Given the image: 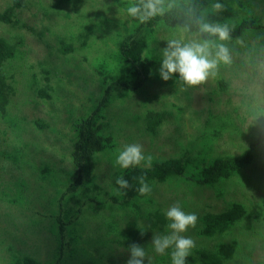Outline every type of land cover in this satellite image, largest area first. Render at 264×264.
Instances as JSON below:
<instances>
[{"label":"rangeland","instance_id":"1","mask_svg":"<svg viewBox=\"0 0 264 264\" xmlns=\"http://www.w3.org/2000/svg\"><path fill=\"white\" fill-rule=\"evenodd\" d=\"M6 1L0 0V9ZM56 1L26 0V4L20 9L19 14L26 27L17 28L0 23V35L9 39L12 34L15 35L14 38L21 41L19 49H23L25 60L35 65L36 69L39 62L45 69H51L52 71L48 72V77L51 80L55 81L54 71L57 73L60 70L64 74L72 73L76 83L73 81V85L67 87L62 83L60 85L55 83L54 97L63 99L62 102L56 99L55 103L52 102L53 99L44 100L35 94L31 87L20 89L19 86L18 95L12 100L13 106H11L10 116L17 115V119L19 123L22 122L25 131L19 134L18 129H14L15 132H13L10 130L12 122H6L0 118V151L8 152L14 147L16 149L20 139L19 135H22L23 141L25 140L31 151L34 152L35 161L40 159L47 161L50 166L55 165L53 170L59 162L58 168L60 169L58 170L61 171L64 167L67 168L68 163L73 165L69 161L71 158L70 152L73 149L72 144L70 145L74 135L71 133L73 119L88 115L96 108L95 103L101 97L102 85L98 84L100 89H96L95 80L99 78L90 64L94 61L92 55L99 52L100 57L112 59L108 56L109 54H115L117 35L123 33V31H121V24L113 22L120 19V17L122 18V10L105 8V3L110 0H86L84 5L76 8L66 4L62 5L61 10L58 9V12L53 13L51 6ZM81 3L82 0H79V4ZM90 3H92L91 9H89ZM45 6L49 7L44 9ZM115 7L112 5V8ZM102 11L113 14L105 15V19H103L99 14ZM64 12H67L68 15ZM127 18V25H135L133 18L128 16ZM106 19L110 20L105 21ZM82 30L92 31L87 38L85 47L81 45V40L78 38L79 32ZM181 35L184 34L173 33L168 26L162 24L148 40L149 55L160 59L159 52L166 47V41ZM258 36L264 39V34ZM258 36H249L246 40L236 39L235 41L225 42L231 51L232 63L226 65V70H221L217 74L218 76L221 74L222 77L228 80L229 88L217 96L212 92L213 87L217 86L216 75L210 77L203 85L188 88L182 81H178V78L175 79L178 82L170 84L162 80L159 73L157 75L150 73L148 78L146 76L143 79L140 76L139 81L136 80L140 83L136 88L131 89L124 85L119 87L115 101L101 109L106 118L102 117L99 120L101 131L104 134L112 133L117 140L116 147L98 152L95 155L96 163H94L92 169L98 176L96 182L99 189L96 193L100 199L108 198L109 193H112L114 178L121 168L116 164L118 150L126 144H141L145 155H149L150 152L152 155L165 156L177 152L179 150L177 144L180 141L182 148L187 145L190 146L189 149H192L193 146L194 151L192 150V153L198 156H208L209 159V155L211 158L213 156H224L226 153L235 155L249 141L256 138L251 125L261 118V115L264 116V42L261 43L260 41L259 43ZM71 38H74L72 41L74 50L61 52V41L69 43ZM188 38L197 37L196 34H191ZM257 42L259 43L258 47L248 48L247 45H254ZM83 54L87 56V61L83 59L85 58ZM100 62L103 61L100 60ZM22 75L18 72L15 74L16 77ZM175 75L177 74H174L171 79L175 78ZM39 79L38 76L36 80L39 81ZM158 101H162L170 107L171 103H177L182 105V109L179 115H176V109H173L175 113L173 118L167 116L159 125L154 127L153 131L149 130L151 134L149 138L147 135L144 136L147 121L145 119V104L147 106H150V104L156 105ZM51 102L52 104H50ZM51 108L56 113L54 117H52ZM35 118L44 119L50 126L54 123V126L59 127L62 131L64 130V135H59L49 127L38 128L33 123ZM229 119L235 126H238V133L231 132V126L228 125L227 131L230 134L222 132L218 135L216 131L220 129L222 123H228ZM107 122H110V124L106 125ZM252 133L255 134L254 137H252L253 135L250 136ZM241 136L249 137V139H244ZM56 137L61 138L56 141ZM169 143L171 144L168 145ZM196 146H198V149H196ZM105 153H112V159H109V156ZM28 154L20 158V162L25 167L22 171L23 176L27 177L25 179H22L19 173H16L15 178H12L16 165H13L8 158L0 155V184L12 181L13 187L16 188L15 183H17L16 191H14V193L16 192V204L5 203V197H1L5 193L0 189V206L3 202L1 206L3 212L0 213V219L3 220L0 221L1 228L5 223V226L0 230V250L3 247V252H0V264H9L15 258L20 259L24 256H30L36 262L39 261L41 264H45L55 253V240L53 239L55 233L51 232L50 235L47 231L46 225L49 216H44L52 210V198L58 196L57 194L61 192L62 184L67 182V178L56 179L52 177L47 178V181L40 179L39 170L34 175L33 163H31L32 156L30 153ZM97 157H100V159ZM62 171L65 174V171ZM64 178L66 181H63ZM192 182L194 181L190 180L187 184L185 188L188 192L187 198L182 201L189 213L197 206L196 203L199 205L197 208L199 212L208 210L212 213L220 212L227 207L229 209L235 208L236 204L239 203L243 212L237 220L238 225L237 227L234 226V232L222 239L226 243H232L234 246L238 244L237 246L240 247L238 256L240 260L237 264H264V228L260 224L261 221L262 224L264 221L261 218L262 216L258 214L259 209H264V143H258L252 161L244 167L240 174L237 173L229 177L222 184L216 183L214 187L196 188V185ZM172 192L174 191L171 189L160 188L159 192L155 193L165 210L173 204H179V199ZM163 202H166V205ZM63 205H66L65 200ZM102 205L99 212L90 208H87L86 213L83 211L88 219L87 226L91 228L86 231V234L95 233L96 236L100 237L95 217L104 220L106 214L114 215V218L119 216L118 205L114 203H103ZM68 206L74 208L76 205L73 200H69ZM179 206L181 205L179 204ZM181 209L183 210L182 207ZM237 209L239 210V207ZM1 214H4V217ZM128 219L132 220L131 218ZM119 222L122 224L123 221L119 220ZM138 224L148 225L150 223L146 218H143ZM167 224L163 226L162 234L168 231ZM249 224H252V226H248ZM78 229L74 231L77 235H81L80 239L84 234ZM194 229L190 227L183 235L196 241ZM146 235L147 241H150L148 248L154 251L151 245V230L146 231ZM74 236L76 235L74 234ZM218 240L220 239L216 237L211 238L207 245H216ZM67 243L70 244L68 241ZM9 246L16 249L15 253L17 250L20 252L11 255L10 251L7 250ZM71 247L72 243L67 249L66 258L61 261V264L81 263L79 257L82 253L75 252L68 255ZM145 247H147L146 244ZM110 248L114 256L121 253L123 264H126L129 258L128 248L124 245H115L112 241H110ZM77 249L80 250L79 247ZM154 253L156 252L154 251ZM147 258H150V260L154 258L151 252L148 253V250ZM167 264H171V260Z\"/></svg>","mask_w":264,"mask_h":264},{"label":"trees","instance_id":"2","mask_svg":"<svg viewBox=\"0 0 264 264\" xmlns=\"http://www.w3.org/2000/svg\"><path fill=\"white\" fill-rule=\"evenodd\" d=\"M85 2L86 0H82V3L79 4V0H57L52 4L51 9L54 11L53 13H55L58 12V9L61 10L62 5L67 4L72 8H76L84 5ZM131 2H133V0H110L108 3H105L106 9L122 10V18L120 17V19L113 22L122 25L121 31H123V33L117 35L115 54L110 52L113 54H109L108 56L112 59L100 57V54H98L99 52L92 55L94 61L92 63L90 62V64L92 65V70L99 78L95 80L97 85L96 89L99 90L100 85L98 84H101L102 92L100 91L101 97L95 103L96 108L94 110L89 112L86 116L73 119L71 133L74 135L70 142L73 149L70 152L71 158L69 159L73 165H69L68 163L66 165L67 168L62 167V170L65 171L64 174L62 170H58L60 169L58 168L59 162H57V167L53 170L55 165L50 166L45 160L42 161L38 159L35 161L34 152L31 151L28 146L29 144L27 145V142L25 140L23 141L22 135H19L20 139L18 140V147L16 149L14 147L8 152L0 151L2 157L8 158L12 161L13 165H16L15 171L12 173V178H15L16 173H19L22 179L27 178L22 174L25 167L20 162V158L24 155H29L28 153L32 156L31 163H33L34 175L39 170L40 179L46 180L52 177L56 179L61 177L67 178V182L62 184L61 192L57 194L58 196L52 198V212L50 211L48 215L44 216H49L48 224L46 225L47 231L50 235L51 232L53 234L55 233V236H53L55 240V253L45 264H61V261L66 258L67 249L70 247L71 243L72 247L68 255L75 252L82 253L79 257L81 261L80 264H123V256H121V253L118 256L113 255L110 248V241L114 242L115 245H124L126 248L132 243L144 246L146 253L148 250V253L151 252L154 255L153 260H150L151 264H167L171 260L170 253L172 249L166 250V253L163 255H158L154 253L152 249L148 248V243L150 241H147L146 231L151 230V237L153 234H162L163 226L169 223L165 216L167 210L163 209L155 193L159 192L160 188L171 189L174 191L172 193L179 199L180 207L183 208V211L187 210L185 212L189 213V210L184 207L182 201L187 198L188 192L185 188L190 180L195 182L192 183L196 185V188L207 186L214 187L216 183L222 184L229 177L237 173L240 174L244 170V167L252 161L253 155L257 151L258 143H264L263 115L251 125V129L253 133L255 132L256 138L253 141H249L248 144L243 146L235 155L226 153L224 156H213L212 158L209 155L208 159V156H198L192 153V150L194 151L193 146L192 149H189L190 146L187 145L182 148V146H180L182 143L179 141V144L176 143L179 147L177 152L175 151L165 156L152 155V153L149 152L153 157L152 166L150 168H145L143 166L130 167L128 169L120 168L114 178L113 186L111 185L113 188L112 193H109L108 198H99L96 193L99 189L98 183L96 182L98 176L92 169L94 163H96L95 155L106 149H112L117 145V140L112 133L104 134L103 131H101V123L99 120L102 117H104V119L106 118L101 109L107 104L115 101L116 93H118L121 85L133 89L139 86L140 83L138 82V78L140 76L144 79L146 76L148 78L150 73L158 74L161 60L156 56L151 57L148 53V40L156 29L160 28L163 24L168 26L173 33H181L180 29L183 25L185 23H190L186 6L195 5L197 14L207 12L208 20L218 23H228L234 26L230 41H235L236 39L246 40L249 36L257 37L259 34H264V0H220V2L225 5V10L219 13H215L211 9V5L215 0H178L180 6L174 8L171 12H168L162 17H156L147 24H140L134 19L135 25H127L128 18L125 10ZM25 4L26 0H7L5 5L0 9V23L17 28L26 27L25 22L19 15L20 9L25 6ZM91 5L92 3L89 4V9H91ZM112 5L116 7L112 8ZM47 7L49 6H45L44 9ZM64 13L68 15L67 12ZM99 14L105 19V15H111L113 13L107 14L102 11ZM108 20L110 19H106L105 21ZM91 32V30L88 32H86V30L79 32L78 38L81 40L82 46L85 47L87 38ZM191 34H196L198 38L195 26L192 28V33L187 34V38ZM14 36L15 35L12 34L9 39L8 37L0 35V118L6 122H12L10 130L15 132L14 129H18L20 133L17 132L21 134L25 131L22 122L19 123L17 115L13 114V116H10L11 106H13L12 100L18 95L19 86L20 89L31 87L35 94L46 101L53 99L52 102L55 103L56 99H58L59 102L63 101L60 97H54L55 83L59 85L62 83L67 87L73 85L72 82L74 79L72 73L68 72L64 74L62 71L58 70L57 73L55 71L53 73V75L56 76L55 81L51 80L50 77H48V72L52 70L45 69L40 62L37 64V69L35 65L27 62L23 56V49H19L21 41H17ZM178 37L179 36L176 38ZM258 39L259 43L260 41L261 43L264 42L263 37L258 36ZM73 40L74 38H71V42L69 43L61 41V52H70L74 50L72 45ZM259 43L257 42L250 46L246 45L250 49L251 47H258ZM83 55L85 56L83 59L87 61V56L85 54ZM99 58L103 62H100ZM221 70H226V65L221 64L218 72H221ZM17 72L23 75L21 77H16L15 74ZM38 76L40 77L39 81L36 80ZM176 78H178V75H175V78L169 79L166 82L175 84L180 81L175 80ZM137 79L138 81L136 82ZM215 79L217 86L213 87L212 92L217 96L229 88V82L222 77L221 74H219V76L216 74ZM74 82L76 83V81ZM181 100L184 101L183 99ZM52 102L50 104H52ZM159 102L160 101H158V103ZM158 103L156 105L150 104V106L145 104V119L147 121L144 136L147 135L149 138L151 135L149 130L153 131L154 127L159 125L167 116L173 118V115H175L173 109H176V115H179L182 109V105L177 103H171V107L162 101L160 102L162 105ZM50 111L53 112V108H51ZM55 115L56 113L53 112L52 117ZM33 123L37 125L38 128L49 127L59 135H64V130L62 131L59 127L54 126V123L50 126L42 118H35ZM108 123L110 124V122H107L106 125ZM228 125L231 126V132L235 131L238 133V126H235L230 119L228 123H222L220 129L217 130L216 133L218 135L222 132L229 133L227 131ZM253 133L250 134V136H252ZM255 134L252 137H254ZM242 136H244V134H242ZM60 138L61 137H56V141L60 140ZM242 138L249 139V137ZM194 140L196 139L194 138ZM238 140H240V138H238ZM170 144L171 143L168 145ZM205 147H203V149H205ZM196 149H198V146H196ZM105 154L109 156V159H112V153ZM98 159H100V157ZM59 173H61L60 176H58ZM94 174H96V176H94ZM141 175L145 176L146 182L152 188L151 193L144 196L138 193L137 189L140 185L138 181L134 179ZM120 177L128 180L131 185L130 188L121 190L122 192H126V195H117L115 192L116 188H118V185L115 184V180ZM65 178L63 181H66ZM16 185L17 183H15V187L17 188ZM172 185L176 186V188ZM16 188L13 187L12 181L0 184V189L5 193V195L2 194V196H0L2 198L5 197V203L16 204V192L14 193ZM160 194L166 195L165 193ZM77 198H79V200H77ZM64 200L66 201V205H63ZM69 200L75 202L76 206L74 208L68 206ZM103 203H114L118 205V209L121 213L119 212L117 218H114V215L111 216L108 214H106L104 220L100 217L99 219L95 217L94 219L100 237L92 233V230V234H86V231L91 228L87 226L88 219L83 214V211L86 213L87 208H90L91 210L99 212L100 206ZM163 204L166 205V202H163ZM2 205L3 202L1 206ZM196 205L197 206L190 212L195 213L198 217L193 231L196 234L194 235L196 236L197 244L193 250H191L193 253L187 257L186 264H237L240 260L238 258L240 247L237 246L238 244L234 246L232 243H226L222 238L234 232V226L237 227V220L240 218L239 215L243 212L240 209L242 206L237 203L235 208L229 209L227 207L220 212L212 213L208 210L199 212L197 209L199 207L198 203H196ZM1 206L0 213L3 212ZM238 207L239 210L237 209ZM16 208L18 209V207ZM263 211L264 209H259L258 214L262 216L261 218L264 221ZM1 216L4 217V214H1ZM143 218H146L150 224L139 225V221H142ZM119 220L123 221L122 224ZM0 221L2 222L3 220L0 219ZM102 221H104V223H102ZM3 224L4 227L5 223ZM260 224L264 228V223L262 224V221ZM248 226L251 227L252 224ZM2 228L0 226V230ZM77 228L84 234L80 239L79 237L81 235H77L74 231ZM141 232H144V234L141 235ZM74 234L76 236H74ZM215 237L220 239L217 241L216 245H207V242ZM67 241L70 242V244L67 243ZM145 244L147 247H145ZM81 246H83V248L80 249ZM78 247L80 249L79 251L77 249ZM7 250L10 251L11 255L20 252L17 250L15 253L16 249L13 246L7 247ZM0 252H3V247ZM147 259L150 258H146L144 264H147ZM9 264L41 263L39 261L36 262L30 256H24L20 259L15 258V260L10 261ZM77 264H79V262H77Z\"/></svg>","mask_w":264,"mask_h":264},{"label":"clouds","instance_id":"3","mask_svg":"<svg viewBox=\"0 0 264 264\" xmlns=\"http://www.w3.org/2000/svg\"><path fill=\"white\" fill-rule=\"evenodd\" d=\"M179 5L178 0H133L126 7V15L147 24L156 17H162L171 12ZM187 16L190 23H185L180 29L178 38L168 39L166 47L160 50L159 76L168 81L174 74L188 88L198 87L205 84L210 77H214L221 64L230 65L232 54L225 42L231 40L233 27L228 23L212 22L207 19V12L197 14L195 5H187ZM215 13L223 12L225 5L220 0H215L211 5ZM195 26L198 38H187ZM153 157L145 155L143 146L139 143L126 144L118 150L116 164L123 169L143 166L150 168ZM139 183L138 193L142 196L151 193L152 188L146 182L145 176L134 178ZM118 185L115 192L117 195H126L122 189L131 187L128 180L120 177L115 180ZM168 231L166 233L153 234L151 245L157 254H165L166 250L172 249L171 264H186L187 257L195 247V241L191 237L183 235L191 227L196 226L198 217L195 213H186L179 204L170 206L166 213ZM144 232H141L143 235ZM129 258L126 264H144L147 253L144 246L132 243L128 247ZM147 264H151L147 259Z\"/></svg>","mask_w":264,"mask_h":264}]
</instances>
